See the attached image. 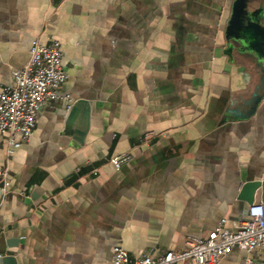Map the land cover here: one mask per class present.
Returning a JSON list of instances; mask_svg holds the SVG:
<instances>
[{"label":"crops","instance_id":"crops-1","mask_svg":"<svg viewBox=\"0 0 264 264\" xmlns=\"http://www.w3.org/2000/svg\"><path fill=\"white\" fill-rule=\"evenodd\" d=\"M236 1L0 0V84L36 38L59 40L68 73L11 156L0 132V264H112L114 245L178 251L247 219L241 185L264 178V0ZM247 256L261 258L234 247L217 264Z\"/></svg>","mask_w":264,"mask_h":264},{"label":"built area","instance_id":"built-area-1","mask_svg":"<svg viewBox=\"0 0 264 264\" xmlns=\"http://www.w3.org/2000/svg\"><path fill=\"white\" fill-rule=\"evenodd\" d=\"M67 78L59 40L53 38L43 42L34 39L27 62L11 71L10 84H0V132L6 136L7 156H11L17 147L29 140L41 104L58 98V89ZM130 159L131 153L125 151L112 155L109 161L119 168ZM8 185V168L2 165L0 196L7 192ZM247 213V219L232 225L228 224L226 218H221L212 230L187 240L186 247L178 251L166 250L160 254L130 258L122 245H114L111 250L112 264H217L234 247L244 249L248 255L259 251L261 258L258 262L249 256L245 262L264 264V204H250Z\"/></svg>","mask_w":264,"mask_h":264},{"label":"water","instance_id":"water-1","mask_svg":"<svg viewBox=\"0 0 264 264\" xmlns=\"http://www.w3.org/2000/svg\"><path fill=\"white\" fill-rule=\"evenodd\" d=\"M239 0L235 2V8H239ZM68 116L67 122L74 120L77 113L81 114L83 128L80 133L83 135L88 125V105L84 100H76L72 104L68 103ZM81 138V137H80ZM260 187L261 189V202L264 204V178L248 179L245 180L240 189L239 196L246 201L247 204L254 202V192Z\"/></svg>","mask_w":264,"mask_h":264}]
</instances>
